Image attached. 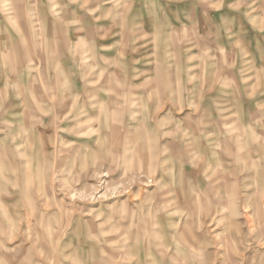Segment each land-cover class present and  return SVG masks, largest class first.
Returning a JSON list of instances; mask_svg holds the SVG:
<instances>
[{"label": "rangeland", "instance_id": "rangeland-1", "mask_svg": "<svg viewBox=\"0 0 264 264\" xmlns=\"http://www.w3.org/2000/svg\"><path fill=\"white\" fill-rule=\"evenodd\" d=\"M0 264H264V0H0Z\"/></svg>", "mask_w": 264, "mask_h": 264}, {"label": "bare ground", "instance_id": "bare-ground-1", "mask_svg": "<svg viewBox=\"0 0 264 264\" xmlns=\"http://www.w3.org/2000/svg\"><path fill=\"white\" fill-rule=\"evenodd\" d=\"M8 9L11 10V9H14V7L13 6H10V7H8ZM10 12H12V11H10Z\"/></svg>", "mask_w": 264, "mask_h": 264}]
</instances>
